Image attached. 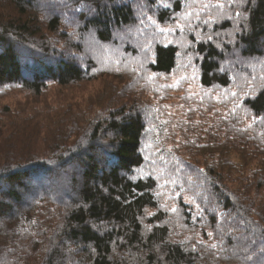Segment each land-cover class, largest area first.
<instances>
[{
    "label": "trees",
    "instance_id": "trees-1",
    "mask_svg": "<svg viewBox=\"0 0 264 264\" xmlns=\"http://www.w3.org/2000/svg\"><path fill=\"white\" fill-rule=\"evenodd\" d=\"M206 17L0 0V264H264V0ZM191 68L223 113L161 122L150 77ZM173 129L186 152L164 146Z\"/></svg>",
    "mask_w": 264,
    "mask_h": 264
},
{
    "label": "rangeland",
    "instance_id": "rangeland-1",
    "mask_svg": "<svg viewBox=\"0 0 264 264\" xmlns=\"http://www.w3.org/2000/svg\"><path fill=\"white\" fill-rule=\"evenodd\" d=\"M197 9L201 14L206 13V20L208 22H217V16L223 9L225 4L231 0H187ZM209 7H208V6ZM217 7H219L218 10ZM189 9L181 14L180 18L176 22L168 26H158V29L163 33L171 34L168 36L167 41L171 42L174 30L181 31L185 25H190L192 22L189 18ZM194 70L191 68L188 71L183 70H174L171 74L163 75L152 80L153 75L150 77V88L153 91L148 93V97L151 99V102L156 103L159 98L161 102V110L157 112V115L161 119V122L165 121H185L190 120L194 123L201 121L203 112L206 115H217L219 107L217 105L218 95L210 91H203L196 86ZM117 79L114 76H106L101 79L95 80L89 84H86L82 89L83 92L81 95H89L94 93L97 90H100L106 84L110 83L111 85H116ZM212 97V102H210L207 97ZM3 102V101H2ZM211 107V108H210ZM209 110L211 111L210 113ZM154 127V126H153ZM166 135V142L164 146L170 148L172 145L173 148L179 149L180 151L186 152L182 144L179 145V142L182 141L183 137H179V130L173 129L171 139ZM204 135V133H203ZM12 143L20 145L17 142V138L12 140ZM21 147V146H20ZM39 145L35 146L32 150L31 158L41 157L39 152ZM185 201H188L186 198Z\"/></svg>",
    "mask_w": 264,
    "mask_h": 264
},
{
    "label": "snow or ice",
    "instance_id": "snow-or-ice-1",
    "mask_svg": "<svg viewBox=\"0 0 264 264\" xmlns=\"http://www.w3.org/2000/svg\"><path fill=\"white\" fill-rule=\"evenodd\" d=\"M239 15V13H237Z\"/></svg>",
    "mask_w": 264,
    "mask_h": 264
}]
</instances>
